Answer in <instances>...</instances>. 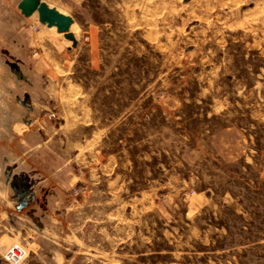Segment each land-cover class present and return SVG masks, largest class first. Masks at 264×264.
I'll return each mask as SVG.
<instances>
[{"label": "rangeland", "instance_id": "obj_1", "mask_svg": "<svg viewBox=\"0 0 264 264\" xmlns=\"http://www.w3.org/2000/svg\"><path fill=\"white\" fill-rule=\"evenodd\" d=\"M20 1L0 0V192L43 182L27 225L65 247L70 219L73 264H264V0H42L76 48Z\"/></svg>", "mask_w": 264, "mask_h": 264}, {"label": "crops", "instance_id": "obj_2", "mask_svg": "<svg viewBox=\"0 0 264 264\" xmlns=\"http://www.w3.org/2000/svg\"><path fill=\"white\" fill-rule=\"evenodd\" d=\"M54 1L61 6H64L68 13L72 12L74 5L70 4V6L67 0ZM4 44L11 47L7 42H4ZM0 67V90L6 92V70L2 68L1 65ZM14 127H16V125ZM11 158H13L12 153L9 152L8 155L6 154V165L11 163ZM16 173V170L15 172L14 170H10L7 175L8 184L6 183V191L4 194L0 192L2 197V202L0 204V253H3L13 243L20 240L19 242L24 243V246L28 251V259L22 264H73L77 254H88L85 248L80 253H76L72 250L71 246H75L74 241L76 237L73 230L69 232V226L72 223L70 219H67V225L63 227V229H68L67 232H64L66 233L65 237H61L66 238V242H68L65 247L58 245L59 228L36 224L35 232L27 225V218L31 217L32 213H34L33 215L38 216V207L42 202L46 204V207L52 203L51 200L47 198L42 199L38 197L37 189L44 186L42 184L43 182H36L27 187L22 186L23 189L21 188V190L15 181L16 177L19 178V175ZM67 200V198L57 197L55 202L56 204H59L64 203V201ZM45 216L46 218H49L51 222L56 220L53 218L54 215L52 216L50 214V216ZM24 234L27 236H24ZM0 264L8 263L3 261L0 257Z\"/></svg>", "mask_w": 264, "mask_h": 264}, {"label": "water", "instance_id": "obj_3", "mask_svg": "<svg viewBox=\"0 0 264 264\" xmlns=\"http://www.w3.org/2000/svg\"><path fill=\"white\" fill-rule=\"evenodd\" d=\"M18 9L26 18L37 12L38 20L42 25L47 28L55 27L58 34H62L66 40L72 43V48L77 47L78 41L75 35L70 32L71 26L75 23L72 16L60 12L55 7H50L42 0H21Z\"/></svg>", "mask_w": 264, "mask_h": 264}, {"label": "built area", "instance_id": "obj_4", "mask_svg": "<svg viewBox=\"0 0 264 264\" xmlns=\"http://www.w3.org/2000/svg\"><path fill=\"white\" fill-rule=\"evenodd\" d=\"M38 28V27H36ZM55 117L51 114L49 118ZM28 258L27 248L21 243H15L10 246L4 253L3 259L8 264H22Z\"/></svg>", "mask_w": 264, "mask_h": 264}, {"label": "bare ground", "instance_id": "obj_5", "mask_svg": "<svg viewBox=\"0 0 264 264\" xmlns=\"http://www.w3.org/2000/svg\"><path fill=\"white\" fill-rule=\"evenodd\" d=\"M50 6V5H49ZM51 7V6H50ZM60 12H62V13H64L63 11H61L60 9H58ZM65 14V13H64ZM67 15V14H66ZM33 16H38V13L36 12ZM47 27V26H46ZM74 28V24L71 26V28H70V32H72V29ZM49 30H51V31H56V28L55 27H52V28H48ZM75 31V30H74ZM73 31V32H74ZM60 35H62V34H60ZM70 42V41H69ZM68 42V43H69Z\"/></svg>", "mask_w": 264, "mask_h": 264}]
</instances>
